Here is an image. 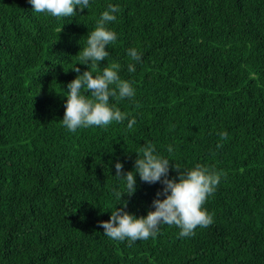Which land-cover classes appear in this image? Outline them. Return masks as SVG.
Returning <instances> with one entry per match:
<instances>
[{
	"label": "trees",
	"instance_id": "obj_1",
	"mask_svg": "<svg viewBox=\"0 0 264 264\" xmlns=\"http://www.w3.org/2000/svg\"><path fill=\"white\" fill-rule=\"evenodd\" d=\"M110 4L117 40L99 70L118 62L135 96L110 97L123 122L71 132L67 85L90 70L76 56ZM76 12L0 0V264H264V0H89ZM147 143L170 160V179L175 165L220 174L204 204L213 223L186 237L161 224L129 246L100 222L126 202L136 217L155 210L164 185L138 173L133 195L114 194L125 190L115 164L135 172Z\"/></svg>",
	"mask_w": 264,
	"mask_h": 264
},
{
	"label": "clouds",
	"instance_id": "obj_2",
	"mask_svg": "<svg viewBox=\"0 0 264 264\" xmlns=\"http://www.w3.org/2000/svg\"><path fill=\"white\" fill-rule=\"evenodd\" d=\"M29 3L35 13H47L56 18L75 16L77 6L81 12L89 7V0H29ZM118 11V6L111 4L108 6V10L97 20L94 30L89 31L86 45L76 56L79 64L87 65L90 70L84 71L67 85L70 91L65 95L67 101L61 122L71 132L92 126L107 127L112 122L121 123L127 118V114L119 107L110 104V97L120 101L135 96L131 83L120 78L121 65L118 62H109L107 67L99 70L100 62L109 57L106 46L114 44L117 40L116 33L110 30L107 24L117 19L114 13ZM128 56L132 61L139 62L142 59L134 47L128 50ZM73 70L80 73L78 67ZM128 71L130 73L136 71L133 63L128 64ZM82 90L91 95L82 94ZM135 124L136 120L133 118L129 120L127 128L131 130ZM218 134L221 140L228 136L226 131ZM168 151L172 152L171 146ZM137 153L135 172L128 171L125 174L123 164L121 162L115 164L116 176L125 181L124 192L115 191V197L120 200L125 194L131 196L137 191L136 173L145 183H162L163 191L157 192V198L152 205L155 210H149L146 217H136L125 211L127 202L123 207L111 211L110 220L100 222V226L105 230L104 235L118 241L128 239L131 246V243L137 240L155 237L161 224L177 226L180 229V236L186 237L193 235L198 226L207 228L213 223V217L204 204L215 192L220 174L213 168L201 164L187 172L175 165L179 179H170V160L156 154L154 144H145ZM161 196L166 198L160 199Z\"/></svg>",
	"mask_w": 264,
	"mask_h": 264
}]
</instances>
